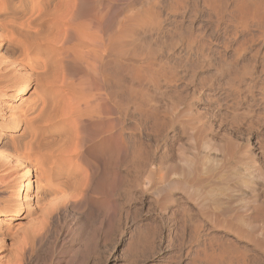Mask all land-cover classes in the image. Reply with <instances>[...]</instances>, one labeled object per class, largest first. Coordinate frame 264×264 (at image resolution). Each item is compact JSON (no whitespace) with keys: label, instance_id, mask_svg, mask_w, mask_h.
<instances>
[{"label":"bare ground","instance_id":"obj_1","mask_svg":"<svg viewBox=\"0 0 264 264\" xmlns=\"http://www.w3.org/2000/svg\"><path fill=\"white\" fill-rule=\"evenodd\" d=\"M116 1H120V0H116ZM116 1L115 0H0V264H5L3 262L5 260L6 254H8L7 252L9 250V244H10L9 242L10 241L7 242V240H9L10 235H11L9 232L13 229L14 230L17 228L19 229L18 226H20L21 222H22V221H20V219L25 218L26 214H30L31 212H34V213L40 212V211H42V213H43V211L49 213L50 212L49 209L52 210L53 209L52 207H55V209L58 207V209H59V208H61V205H64V206H62V208L64 207V211H65V205H67L70 202V200L73 201V200H76L75 198H78L77 200L79 201L85 195H87V197H89L88 195H90L91 193L89 194L88 190L92 191V190H90V187L101 188L102 192H103V190L108 192V193L110 191L112 192V189L117 187V185H120L122 180H124L123 178L125 176L123 177V175L126 173L125 172L124 174L122 173L123 175H120V173L118 171L117 172H111L108 170V166L111 163H114V161L116 164L117 159L123 161L124 163L126 162V164L128 163L127 165L134 166V167L136 164H138L140 162L142 163L141 160H144L145 162L148 161V164L150 163L146 154L143 152L142 148H146V147L142 146V140L140 138V133L136 134L135 131L138 130L140 132V129H141L143 131L146 130L145 132H147V129H149V130H151V132L157 131L159 133L158 130H161L162 126L165 124V122L163 124V121L159 117V112L162 111V109H163L162 107H164V106L159 108L157 102L160 98H162L161 100H163V98H165V99L167 98V97H161V96L166 91L169 90V89L167 90V88L169 86H170V88L172 87L171 85H168V82L169 81L171 82V79L173 78V76H175L173 74L174 70H175L176 66H178V63H180L181 61L177 62L176 59H174L176 62H170L171 60L167 61V57H166V60H164L165 58L164 59L162 58L161 53H160L161 55H159L157 52L155 53L154 51H152V53H151L149 50L150 49L149 47H151L152 42L148 43L146 41L148 36H151L153 38L154 42H156V41L160 42V43H158L160 45V47L166 46L165 50L172 43H174V45H173L174 48L177 46L176 43H180L181 45H183L184 46L183 49L186 51H184V54H182L183 52L180 53L181 56H179V59L182 58V60H184V62H185V65L188 61L189 62L188 66H190V69H193V68L196 69V67L198 68L203 63L208 64L212 61V63L215 64V66H211V67H215L214 71H212V72H214L215 78L220 79V78L224 77L225 81L231 80L233 82L234 81L240 82L242 77L244 76V75L242 76V74H244V73H245V75H246V73L250 74V70L253 69L254 65L257 63V57H256L257 51L260 49V47H258V45H257V47L259 49H257V51L255 50V52H253V54L251 52V55H250L251 57L249 59H246V60H248V62L245 61L246 63L239 67L237 65V60H238L239 53L241 51H243L245 46H247L248 44H251L250 42H253L251 40H253V38L255 36L257 38V37H261L260 35L264 34V0H164V1H161V0H121L120 4L116 3L117 5H115V3H113V2H116ZM203 11H206V13L204 14ZM198 15L203 16L205 21L207 19V21L210 20L212 23L213 22L216 23L215 26H218V27L221 26V24L223 23L222 29H223L224 35L221 38L219 37L220 40L217 41V43H215L214 47H212V43H211V41L213 42V40H211V41L209 40L211 37L209 38V36H208L209 33L207 34L206 30H204V29L200 30V28L199 29L196 28L197 31L195 30L196 32L193 33L194 32L192 30V27L194 26L193 19H195ZM170 16L172 17L171 19L169 18ZM167 19L168 20L170 19L169 24H170L171 29H172V31L169 30L170 28L167 30L168 33L170 31L172 33L171 35H168V36L165 35L166 33L164 31V28L162 27V23ZM211 19H213V21ZM186 20L188 21V25L185 27L183 25H186V23L184 24V21H186ZM225 20L226 21L232 20L233 23L231 22L230 24H228L229 23L228 22L224 25ZM211 24H209V26ZM228 25L230 27H232L231 31L234 33L232 35L237 34V32L239 33V31H244L245 34H247V35H245V36H247V39H242L241 41H239L240 40L239 39L238 44H236V46L233 48L231 47L232 55H231V57H229V59L226 56L227 54H225L226 52H221L222 49H226V47H228L230 45L229 44L227 46V41H226L227 37H226V32H225V28H229V27H227ZM215 26H213L212 28L214 29ZM165 27H166V25H165ZM204 27H205V25H204ZM210 29H211V27H210ZM213 29H211V30H213ZM216 30H217V28H216ZM227 30H229V29H227ZM253 30H254V33H253ZM213 31H211V32L213 33ZM232 32H229V33H232ZM152 35H155V38ZM227 35H228V33H227ZM232 35H231V37H232ZM229 37H230V35H229ZM229 39L230 38H228V40ZM248 41H250V42L247 44ZM135 42L136 43L138 42V43L136 44ZM214 42H216V41H214ZM259 42H260V40H259ZM262 43H261V45H262ZM158 44L156 43L157 46H158ZM167 44L169 46H167ZM142 45L144 47H142ZM152 46H153V44H152ZM171 46L169 48H171ZM252 47H253V45H252ZM137 48H139L138 50H136L138 52H134L135 49H137ZM161 48H163V47H161ZM178 48H180V47H178ZM157 49H156V47L154 48V50L159 51ZM192 49H193V51L195 50L194 58H191L192 56L190 55V52ZM250 49H252V48H250ZM170 50H173V49L172 48L169 50L167 49V51L165 53L167 54L168 51H170ZM245 50H247V49H245ZM262 52H264V51H262ZM171 54H173V53H171ZM260 57L262 59L261 61H263V63H264V54H262ZM177 59H178V57H177ZM263 63H262V65H263ZM241 64H242V62H241ZM179 65H181V64H179ZM205 69H206V67H205ZM177 70H178V67H177ZM199 70H200V68H199ZM254 70L252 72H254ZM192 71H191V73L193 74L194 71L193 72ZM196 71H197V69H196ZM189 72H190V70H189ZM195 72H194V74H195ZM192 74L191 75L188 74V79H189V77L194 78V76H193L194 74L193 75ZM197 74H198V72H197ZM210 74H212L211 71H210ZM251 74L253 75V73H251ZM199 75H200V73H199ZM202 75H204V74H202ZM209 75L207 74L206 77L210 78ZM183 76H185V75H183ZM212 76H213V74H212ZM176 77H177V75H176ZM202 78H201V80H202ZM205 78H203V79H205ZM244 78L242 80L243 81L245 80V83H248V85H249V82ZM190 79H189V82H192L193 79H191V81H190ZM248 80H249V78H248ZM208 81H209V79H208ZM162 82H164V83H162ZM173 82H175V81H173ZM173 82H171V83H173ZM252 82H254V81H252ZM240 83H239V85H240ZM260 83H261V80H260ZM260 83H259V85H260ZM192 84H193V82H192ZM227 84H228V82H227ZM234 84H235V88H236V85H238V83L235 82ZM234 84H231V85H234ZM263 84H264V81H263ZM248 85L246 84V86H248ZM181 86H183V85H181ZM181 86L179 87L180 89L184 88ZM252 86H253V84H252ZM162 87H164V88H162ZM220 87H221V85H220ZM237 87H239V86H237ZM192 89H190V91H192ZM197 89H199V87H197ZM263 89H264V87H263ZM171 90H174V89H171ZM184 90H186V89H184ZM256 90H258V88ZM180 91L181 90H179V92ZM176 92H178V91H176ZM176 92H174V93L172 92V93L175 94ZM179 92H178V94L180 96L181 94ZM260 92H261V90H260ZM27 94H28V96H30V98L28 96H26ZM252 94H254V93H252ZM179 96H177V97L180 98ZM245 96H246V94H245ZM171 98H175V97H171ZM168 100L169 99H167V101ZM163 102H165V101H162V103ZM175 102H177V100ZM162 103L159 105H162ZM232 104L235 105L234 102H232ZM232 104L230 103V105H232ZM163 105H164V103H163ZM237 106H239V105H237ZM158 108L160 109V111L158 110ZM228 109H229V107H228ZM235 109H236V107H235ZM224 110H227V109H224ZM231 110H233V109H231ZM175 112H176V110H175ZM235 113H238L237 110ZM160 115H161V112H160ZM239 115H241V114H239ZM130 118L133 119V122H134L132 124V127L126 126V124H127L126 121ZM231 118H233V117L231 116ZM234 120H236V119H234ZM189 121H192V120H189ZM189 121L187 123H189ZM166 125H167V123H166ZM184 125L188 126L189 124L188 125L184 124ZM167 126H170V125H167ZM167 128H169V130H170V127H167ZM166 130L167 129L165 128V132H167ZM193 130H196V129H193ZM153 132H152V135H153ZM188 132H191V131L188 130ZM163 133H162V136H163ZM192 133H194V132L192 131ZM164 134L166 135L167 133H164ZM196 134H198V133H196ZM148 135H149V133H148ZM154 135H156V134H154ZM160 135H161V132H160ZM156 136L159 137V135H156ZM186 136H188V135L186 134ZM195 136L196 135L193 134V137H195ZM190 138H192V137H190ZM197 138L199 139L200 137H197ZM152 139H154V137ZM195 141L191 142V143L197 144V142H195ZM203 143L205 144L206 142L204 141ZM200 144H202V143H200ZM204 144H203V146L207 147L206 145H208V144L207 143L205 145ZM211 144L212 143H210V145ZM195 145H194V147H195ZM210 145H209V147H210ZM201 146H200V148H201ZM151 148H153V147H151ZM154 148H156V147H154ZM188 148H189V146H188ZM167 149H169V148H167ZM170 149H172V148H170ZM205 149H207V148H205ZM145 151H146V149H145ZM194 151H195V149H194ZM196 151H198V150H196ZM207 151H209V150H206V152ZM216 151H217V149H216ZM150 152H152V151H150ZM172 152H173V150H172ZM172 152L170 151V153H172ZM160 153H161V151H160ZM163 153H164V151H163ZM166 153H168V152H166ZM152 154H154V151L152 152ZM165 154L164 155L162 154V155L165 156ZM168 154H167V156H168ZM172 154L174 155V153H172ZM158 156H160V155H158ZM163 156H160V157H163ZM208 156H209V154H208ZM142 157H143V159H142ZM156 157L157 156H155L154 159ZM170 157H172V156L170 155ZM25 158L26 159L29 158V161L26 164H24L23 167L21 166L22 170H21L20 175L17 173L19 176H21V179H20V181L17 180V183L13 182L14 185L12 184V188L10 189L11 186L8 184V182L10 181L9 180L10 179L9 178V170H10V168H12L11 167L12 165H17V164H14L15 162H17V161L19 162V160L25 159ZM149 158H151V157H149ZM165 158H166V156H165ZM160 159H162V158H160ZM184 159L186 160L185 157H184ZM209 159L210 160L212 159L211 155H210ZM157 160H158V158H157ZM185 160L183 162L182 161L181 162L184 163ZM199 160L202 161L201 159H199ZM215 160H214V162H215ZM218 160H220V159H218ZM218 160H217V162H218ZM151 161H153V160H151ZM205 161L203 163L207 162V161L206 162ZM193 162H195V160ZM19 163H21V162H19ZM187 163L189 164V162H187ZM22 164H23V162H22ZM220 164H221V162H220ZM152 165L153 164H151L149 166H152ZM174 165H176V164H174ZM194 165H195V163H194ZM201 165H200V167H201ZM204 165H207V163ZM216 165H217V163H216ZM188 166H189V168H188ZM188 166H187V168L189 170L190 164ZM197 166L199 167V165H197ZM117 167H115V168H117ZM126 167H128V166H126ZM145 167H146V165H145ZM141 168H142V166H141ZM146 168H148V167H146ZM171 168H169V169H171ZM210 168H212V167H210ZM218 168H217V170H218ZM117 169H120V168H117ZM175 169L176 168H174V170ZM198 169L200 171V169H202V168H198ZM220 169H219V171H220ZM137 170H135V172ZM176 170H179V169L177 168ZM185 170L187 172V169H185ZM207 170H206V172H207ZM203 171H205V170H203ZM253 171H255V170H253ZM139 172H140V170H139ZM168 172H170V171H168ZM171 172H173V169ZM194 172H195V170H194ZM230 172H231V170H230ZM209 173H211V171ZM180 174L184 175L181 172H180ZM196 174H197V172H196ZM199 174H200V172H199ZM202 174L204 175L203 172H202ZM213 174H214V172H213ZM137 176L138 175H136V177ZM160 176H159V178H162ZM230 176H227V177L229 178ZM32 177H33V180H32V182H30ZM225 177H226V175H225ZM6 178H8L7 180H9V181H6ZM130 178H131V176H130ZM159 178H157V179H159ZM185 178L186 177H184V180H185ZM200 178L201 177H199L198 179H200ZM137 179H138V177H137ZM137 179H135V180H137ZM165 179H168V178H165ZM169 179H171V178H169ZM193 179H194V177H193ZM193 179H192V181H193ZM202 179L203 178H201V180ZM206 179H208V177ZM135 180H134V182H135ZM222 180H223V178H222ZM128 181L130 182V180H128ZM132 181H133V179H132ZM161 181H164V179L163 180L161 179ZM203 181H205V180H203ZM137 182H139V181H137ZM182 182H181L182 185L185 187L184 181H182ZM198 182H200V181H198ZM206 182H207V180H206ZM224 182H223V184H224ZM233 182H235V181H233ZM243 182H241V183H243ZM155 183L156 182H154V184ZM168 183H170V182H168ZM193 183H195V182H193ZM53 184L55 185V188L52 189L51 187H53V186H51V185H53ZM125 184L126 183L124 182V184H122V185H125ZM157 184H159V183H157ZM177 184L174 186H177ZM179 184H180V182H179ZM198 184L200 185V183H198ZM208 184L210 185L209 182H208ZM212 184L213 185L216 184L215 180L213 183L211 182V185H210V186H212L211 188L214 187ZM220 184H222V183H220ZM205 185H203V186H205ZM217 185H219L218 182H217ZM230 185H228V186H230ZM169 186H171V185H169ZM200 186H202V185H200ZM221 186L222 185H220L219 187L221 188ZM122 187L123 186H121L120 189H122ZM172 187H170V188H172ZM180 187H182V186H180ZM227 187H226V189H227ZM231 187H230V190H231ZM123 188L125 191H128L125 189V187H123ZM166 188H167V186H166ZM235 188H237L236 185H235ZM116 189L117 188H115L114 191H117ZM185 189H188V188L185 187ZM206 189H204V190L206 191ZM214 189L215 188H213V190ZM226 189L224 187V192ZM197 190L198 189H196V192L198 193ZM219 190H221V189H219ZM125 191H123V192H125ZM190 191H194V190L192 189ZM227 191H229V190H227ZM95 192H96V190H95ZM128 192H130V191H128ZM157 192L158 191H156L155 194H157ZM159 192H160V190H159ZM164 192L165 191H163V193ZM206 192H209V191H206ZM214 192H216V191H214ZM214 192L209 193V194H212L211 198H213ZM217 192H219V191L217 190ZM108 193H106L107 196H109V195L111 196V194L109 193V195H108ZM116 193L117 192H115L114 194H116ZM187 193L188 192L186 191V196H187ZM192 193H190L189 195H191ZM106 194H103V195L105 197H107ZM114 194H112V195H114ZM206 194L208 195V193H206ZM216 194H214V196ZM98 195L96 194V196H98ZM116 195H114V197L117 198L118 196H116ZM132 195H129V196H131V198H132ZM197 196H196V199L199 203V201L201 202V200L204 198L205 195L203 196V198L200 195V197L202 199L200 198L199 200H198ZM216 196H218V195H216ZM221 196H223V195H221ZM227 196H229V195H227ZM72 197H73V199H72ZM225 197H226V195H225ZM174 198H175V196H174ZM216 198L218 199L219 197H215V199ZM241 198H243V197H241ZM246 198H248V197H246ZM246 198H244V199H246ZM102 199H100V200H102ZM109 199H110V197H109ZM112 199H115V198H112ZM196 199H194V200L196 201ZM104 200L106 202V199H104ZM104 200H103V205L105 203ZM162 200L164 201V199H162ZM181 200H183V199H181ZM188 200L189 199H187V201ZM218 200L222 201V199H218ZM228 200H226V201L228 202ZM88 201H90V200H88ZM110 201H108L109 204H110ZM172 201H173V199H172ZM210 201H212V200H210ZM73 202H75V201H73ZM114 202L116 204V201H114ZM157 202H158V200H157ZM159 202H161V200ZM84 203L86 204L85 201H84ZM90 203H92V202H90ZM225 203L226 202H224V204ZM101 204L102 203L100 202L99 206H101ZM199 204L201 205V203H199ZM199 204H198V206L200 207ZM214 204L217 205V202H214L213 205ZM247 204H249V203H247ZM86 205H88V203ZM105 205H107V204H105ZM117 205H119V204H117ZM184 205H186V204L183 203L182 206H184ZM209 205L210 204H208L207 209L210 208ZM85 206H83V207H85ZM178 206H180L182 208L181 204ZM198 206H196V207H198ZM242 206H244V204ZM110 207H107V208H110ZM218 207H219V205H218ZM224 207H226V205ZM47 208L49 211L48 210L46 211ZM86 208H87V206H86ZM181 208H177V209L174 208V209H176V211H178L180 209L181 212L184 209H189L186 206H184L182 209ZM202 208H203V206H202ZM214 208H216V207L214 206ZM230 208H231V206H230ZM81 209H84V208H80V210ZM91 209H92V207H91ZM98 209H101L103 212L102 208L99 207ZM117 209H118V207H117ZM190 209L192 211V208H190ZM219 209L217 208L216 211H218ZM73 210L76 211L75 209H73ZM95 210H96V208H95ZM121 210L122 209L120 208V211ZM194 210H195V208H194ZM220 210L222 211L223 208ZM231 210H229L228 212L230 213ZM66 211H68V210H66ZM87 211H89V210H87ZM105 211H107V213H108V209L106 210V208H105ZM105 211H104V213H105ZM115 211L119 212V210H115ZM118 212H115L116 215H118L117 214ZM213 212H214V210H213ZM231 212H235V210L231 211ZM48 213H45V214L48 215ZM50 213H49V215H50ZM52 213H53V210H52ZM83 213L82 214L80 213V214L83 215ZM109 213H112V211ZM219 213L221 215V212H219ZM253 213H254V216L257 218L258 217H264V202H259L257 205L253 206ZM39 214L34 215V217L39 215ZM61 214H63V211H62V213H60V215ZM88 214L89 213L87 212L86 215H88ZM91 214H93V213H91ZM186 214H183V216L185 215L187 217L190 215V214H187V215ZM64 215H66L65 212H64ZM70 215H71V213H70ZM84 215H85V213H84ZM109 215H111V214H109ZM113 215H112V217H114ZM173 215H175V214H173ZM180 215L178 217H181ZM209 215H207V216H209ZM212 215H213V213H212ZM54 216H55V213H54ZM91 216L93 219V215L89 214V216H87V217L89 218ZM101 216L106 217L105 215H102V214H101ZM124 216H125V214H124ZM195 216H198V215H195ZM218 216H219V214H217V217L214 218L217 221V223L218 222L221 223L222 226H224V228L226 227L228 229H231L233 231V233L234 232L236 233V234L234 233L236 236H237V234H239V235L243 234V235L247 236L248 238H246V239H250V241H252V243L256 247L260 246L259 244H261V242H260L261 237L257 236L258 237L257 238L256 236H254L257 234H254L252 236L251 230H250L251 233L248 231H243L242 230L243 227L240 228L239 226H237L235 224L236 222L234 224L228 222L229 220H227L228 217L226 215H223V216L227 217V218L225 217L227 221L219 218ZM229 216H231V215H229ZM45 217H47V216L45 215ZM102 217H100L99 219H101ZM192 217H194V214H192ZM192 217L190 215V218H192ZM94 218H96V217H94ZM199 218H201V217H198V220H200ZM239 218H240V216H239ZM250 218H252V217H250ZM15 219H16V223H13L11 225L12 222H10V221L15 220ZM35 219H37V218H34V220ZM42 219H43V217H42ZM81 219H82V217H81ZM110 219L113 220L114 218L113 219L110 218ZM178 219H180V218H178ZM211 219H212V217H211ZM51 220H49V221H51ZM90 220H91V218H90ZM90 220H89V222H90ZM106 220H109V217H108V219L106 218ZM106 220H104V221H106ZM111 220H110V222H111ZM180 220L183 221L184 219L183 220L180 219ZM188 220L189 219H187V221ZM29 221H31V220H29ZM101 221L99 223H102ZM216 221H215V225L217 224ZM251 221H253V220H251ZM254 221H256V220H254ZM107 223L105 225H107ZM185 223H186V220H185L184 224ZM211 223H212V220H211ZM46 224L48 225V222H46ZM110 224L111 223H109V225ZM116 224H118V223H116ZM182 224H183V222H182ZM188 224H189V222H188ZM237 224H239V223L237 222ZM75 225H77V224H75ZM191 225H193V224H191ZM201 225H202V223H201ZM37 226H41V225H37ZM42 226H43V229H45L44 225H42ZM89 226H91V224ZM99 226H97V227H99ZM181 226H183V225H181ZM187 226H190V225H187ZM45 227H47V226H45ZM74 227H76V226H74ZM175 227H177V226H175ZM246 227H248V226H246ZM255 227L256 226L254 225V228ZM31 228H32V226H31ZM38 228H37V230H38ZM87 228H89V227H87ZM136 228H138V226ZM189 228H190V230H192L191 227H188V229ZM198 228L200 229V227H197V229L195 228L193 230L194 236H199L201 234V233H199L201 231H199ZM141 229H142V227H141ZM141 229L139 232L142 231ZM207 229H209V228L207 227ZM243 229H245V227ZM27 230H29V228ZM201 230H203V229H201ZM209 230L204 231L206 233H205L204 241L202 240L203 245L201 244L202 247L197 249V251H195V252H198V251L201 252L202 256L205 258V260L209 264H246V262L248 261V258L250 257V256L248 257L249 253H247V252L249 250L247 248L241 247V249H240L238 247L237 243H235V241L230 240L231 238H229V239L225 238L224 236L218 234L217 231H216L217 232L216 233V232H212ZM41 231H43V230H41ZM41 231H39V232H41ZM87 231H89V230H87ZM87 231H86V234H88ZM95 231H98V230H95ZM261 231H263V230H261ZM31 232H29V233H31ZM189 232H190V234L192 233L191 231H189ZM257 232L259 234V231H257ZM23 233L26 234V232H24V231H23ZM92 233L93 232L91 231V234ZM177 233H178V231H177ZM183 233L184 232H182L181 234H183ZM17 234H20V233H17ZM65 234H67V233L65 232ZM136 234H138V231ZM145 234H143V235H145ZM143 235H140V236H143ZM174 235H176L175 232H174ZM24 236H27V235H24ZM31 236H33V235H31ZM31 236H29V237H31ZM40 236L41 235H39V237ZM146 236H148V235H146ZM177 236H180V235L177 234ZM260 236L264 237V234L260 235ZM132 237H133V233H132ZM134 237H133V239H134ZM181 237H183V236H181ZM17 238H18V236H17ZM20 238H21V236H20ZM25 238H27V237H25ZM169 238H170V236H169ZM188 238H189V236H188ZM190 238H193V237L191 236ZM202 238H200V239H202ZM39 239H41V238H39ZM12 240L13 239H11V242H13ZM17 240H20V239H17ZM84 240H85V237H84ZM28 241H31V240L29 239ZM33 241H35V240H33ZM135 241L140 242V240L139 239L136 240V238H135ZM14 242H16V240ZM18 242H20V241H18ZM22 242H23V239H22ZM66 242H69V241H66ZM130 242H129V244H130ZM17 243H15V244H17ZM54 243H51V244H54ZM129 244L127 246H129ZM254 245H253V247L255 249L256 247ZM12 246H11V248H12ZM16 246L17 245H15V247ZM132 246H133V244H132ZM89 247L90 246H88V248ZM131 247H129L130 249L129 248L128 249L131 250ZM192 248H193V246H192ZM258 248L261 249V247H258ZM28 249L30 250L31 248H28ZM85 249L86 248H84V251H86ZM206 249L209 251H206ZM82 250H81L80 255L83 254ZM256 250H258V249H256ZM21 252H22V248H21L20 253ZM15 253H17V251ZM85 253L86 252H84V254ZM22 254H23V252H22ZM75 254H73V255L75 256ZM17 255H18V253H17ZM25 255H27V253ZM54 255H56V254L54 253ZM9 256H10V252H9ZM74 256H72V258H74ZM78 256H79V254H78ZM11 257H14V256H10V259H11ZM20 257H22V256H20ZM27 258H28V256H27ZM72 258L70 257L69 259L73 260ZM10 259L7 260V264H14V262H15V264L17 263L14 260H13L14 262L12 263L11 262L12 259L11 260ZM61 261H62V259H61ZM206 261H205V263H206Z\"/></svg>","mask_w":264,"mask_h":264},{"label":"rangeland","instance_id":"obj_2","mask_svg":"<svg viewBox=\"0 0 264 264\" xmlns=\"http://www.w3.org/2000/svg\"><path fill=\"white\" fill-rule=\"evenodd\" d=\"M120 1H116V2H113V3H115V5H117V4H120ZM161 1H164V0H161ZM203 13L205 14L206 11H203ZM169 18L171 19L172 17L170 16ZM169 20L167 19V20H165L162 23V27L164 28V31L166 33L165 35H167V36L172 34L171 33L172 29H171V26L169 24V22H170ZM211 20L213 21V19H211ZM204 21H205V19L201 15H198L195 19H193V24H194V26L192 27V30L194 31L193 33H195L197 31V29H199V28H200V30L201 29L206 30V33L207 34L209 33V35H208L209 38L211 37L209 40L210 41L213 40V42L211 41V43H212V47H214L215 43H217V41L220 40L219 37L221 38L224 35L223 29H222L223 23L221 24V26L218 27V26H215L216 23H214V22L212 23L210 20L209 21L212 24L209 21H207V19H206L205 22ZM231 22H232V20H230V21H226L225 20L224 25L226 23L230 24ZM185 23H186V25H183V26L186 27L188 25V21L187 20L184 21V24ZM209 24H211V25L209 26ZM165 25H166V27H165ZM204 25H205V27H204ZM213 26H215L217 28V30H216L215 27L213 29L212 28ZM210 27L214 31L211 30ZM227 27H229V28H225L226 37H227L226 38V41H227V46L229 44L230 45L228 47H226V49H222L221 52H226L225 54H227L226 56L229 59V57H231V55H232L231 47L232 48L235 47L236 44H238V42L241 41L242 39H247V36H245L247 34H245L244 31H239V33L237 32V34L232 35V34H234L231 31L232 30L231 29L232 27H230L229 25ZM168 29L171 30L169 33L167 32ZM227 29H229V30H227ZM211 31H213V33L214 32L215 33L213 34ZM229 32H232V33H229ZM227 33H228V35H227ZM253 33H254V30H253ZM229 35H230V37H229ZM231 35H232V37H231ZM152 36L155 38V35H152ZM260 36L261 37H257V38L255 36L253 38V40H251L253 42L248 41L247 44L249 42L251 44H248L249 46L246 44L247 46H245L244 49H243V51H241L242 53L240 52L239 55H238L237 65L240 67L241 65L245 64L246 62H248V60H246V59H249L251 57L250 56L251 55V52L253 54V52H255V50L257 51V49H259L258 47H260V49L257 51V56H256L257 57V63L254 65L253 69L250 70V74L248 73L249 74L248 75L246 73V75L248 77L245 75V73L242 74V76L244 75L242 77V79L246 76L244 79H246L249 82V85H248V83H245V80L243 81L242 79H241V81H240L241 83H240V82H237V81H234L233 82L231 80H226L225 81V78L224 77H223L224 79L223 78H220V79L219 78H215L214 72H212V71H214V68L215 67H211V66H215V64L212 63V61L210 63H208V64L207 63H203L201 65L203 68L201 66H199L198 68L196 67L197 71H196L195 68H193L194 70L193 69H190V66H188L189 65V62L188 61H187L186 65H185L184 60H182V58L179 59V56H181L180 53L183 52L182 54H184V51H186V50L183 49L184 48L183 45H181L180 43H176L177 46L175 45L176 47L174 48L173 47L174 43L170 44V46L172 45L171 48L173 50L168 51V53L166 54L165 52L167 51V49L168 50L171 49V48H169L170 46L167 44V46H169V47H167V49L165 50L166 46H161V47H163V48H161L160 45L158 44L160 42H157V41L154 42L153 38L151 36H148V38L146 39V41L148 43L152 42V44H153V46L151 44V47H149L150 48L149 50H150L151 53H152V51H154L155 53L157 52L159 55L162 54L161 55L162 58L163 59L165 58L164 60H166V57H167V61H170L171 60L170 62H176V61L177 62H180L181 61L180 63H178V66H176V68H175L176 71L174 70V73L173 74L175 76H173V78L171 79V82H173V81H175V82L171 83L169 81L170 83L168 82V85H171L172 87L170 88V86H169L167 88V90L168 89L169 90L165 92L166 94L164 93L163 94L164 96L163 95L161 96V97H167V98L166 99L163 98V100H161L162 98H160L158 100V102H157L159 108L162 107V106H164V107H162L163 109L161 108L162 111H160L159 108H158V110L161 112V115H160V112H159V117L163 121V124H164V122H165V124L162 126L161 130H158L159 133L157 131L156 132H153L152 131V132H153V135L156 134V135H159V137L160 136L161 137L159 138L156 135L153 136L151 130H149V129H147V132H145L146 130L143 131L141 129H140V132L138 130H137L138 132L135 131L136 134L140 133V138L142 140V146L143 147L144 146L146 147V148H142V149H143V152L146 154V156H147L148 160L150 161V163L148 164V161L145 162L144 160H141L142 163L140 162V163L136 164L135 167L134 166L127 165L128 163L126 164V162L124 163L123 161H121L119 159L116 160V162H117L116 164H115V161H114V163H111L108 166V170L109 171H111V172H117L118 171L120 173V175H123L126 172L123 175V177L125 176L123 178L124 180H122L123 183L121 182L120 185H117V187H115V188H117L116 189L117 191H114V189H115L114 188V189H112V192L111 191L109 192L112 197L109 195L108 192H106L104 190L102 192V189L101 188L90 187V190H92V191H89L88 190V193L89 194L91 193L90 195H88L89 197H87V195H85L84 196L85 198L84 197L82 198L83 200L85 199L84 201L86 202V204L88 203V205H86L82 199H80L78 201L77 200L78 198H75L76 200H73L75 202H73L72 200H70V202L67 205H65V211H64V207L62 208V206H64V205H61V208L63 210L61 208L58 209V207L56 209H55V207H52L53 208L52 209L53 210V213H52V210L49 209L50 212H51V213L49 212L50 215H49L48 212H45V211H43V213H42V211H40L41 213L40 212H35V213L34 212H31L30 214H26V217L27 218L25 217L23 219H20V221H22L21 222V225L22 226L21 225H20L21 227L18 226L19 227V229L17 228L18 230L17 229H15V230L13 229V230H11L9 232L12 236L10 235V238H9V240H7V242L10 241L9 243L11 245L9 244V250L7 252L8 254H6V257L8 259L5 257V260H4L3 263L7 264V260L10 259V256H14V257H11L12 260L11 259L10 260H11L12 263L14 261H16L17 263L19 262L18 264H25V263L26 264H69L71 261H72L71 262L72 264H209V263H207V261L205 260V258L202 256V253L201 252H199V251L198 252H195V251H197V249H199L203 245V241L205 239V233H206L204 231L205 230L208 231L210 229L209 231H212V232H216L217 231L218 234L224 236L225 238H228V239L231 238L230 240L235 241V243H237V245H238V247L240 249H241V247L247 248L250 251V252L249 251L247 252V253L250 254V255L248 254V257L250 256L249 257L250 259L248 258V261L246 262V264L247 263L248 264H264V251H263L264 250V243H263L264 242V237L263 236H260V235H263L264 234V229H263L264 228V217H258L257 218V217L254 216V213H253V206L257 205L259 202H264V89H263V87H264L263 86L264 85L263 84V81H264V69H263L264 66L263 65H264V63H263V61H261L262 59L260 57L262 54H264V52H262V51H264V37H263L264 34L263 35H260ZM228 38H230V39L228 40ZM259 40H260V42H259ZM214 41H216V42H214ZM156 43L158 44V46L156 45ZM261 43H262V45H261ZM252 45H253V47H252ZM257 45H258V47H257ZM142 47H144V46L142 45ZM153 47L154 48L156 47V49L158 48L157 50H159V51L154 50ZM178 47H180L181 49L178 48ZM250 48H252V49H250ZM138 49L139 48L135 49L134 52H138V51H136ZM245 49H247V50H245ZM171 53H173V54H171ZM190 55L192 56L191 58H194L195 50L193 51V49H192L191 52H190ZM177 57H178V59H177ZM174 59H176V61ZM241 62H242V64H241ZM261 62L263 63V65H262ZM179 64H181L182 66L179 65ZM177 67H178V70H177ZM205 67H206V69H205ZM199 68H200V70H199ZM189 70H190V72H189ZM192 70L194 72L196 71L195 74H194V72ZM209 70L211 71V73L213 74L214 77L212 76V74H210V71ZM253 70H254V72H252ZM191 71L193 72L194 75L191 73ZM197 72H198V74H197ZM187 73L189 75L192 74L194 76V78L189 77V79L190 78L193 79V81H192L193 84H192V82H189L188 74ZM199 73H200V75H199ZM251 73H253V75ZM202 74H204V75H202ZM207 74L208 75L210 74L209 75L210 78L209 77H206ZM176 75H177V77H176ZM183 75H185V76H183ZM202 77L203 78L206 77L207 79L206 78L203 79ZM201 78H202V80H201ZM248 78H249V80H248ZM191 79H190V81H191ZM208 79H209V81H208ZM260 80H261V83H260ZM252 81H254V82H252ZM227 82H228V84H227ZM235 82L238 83V85H236V88H235V84H234ZM162 83H164V82H162ZM239 83H240V85H239ZM259 83H260L261 86L259 85ZM231 84H234V85H231ZM246 84L249 87L246 86ZM252 84H253V86H252ZM179 85L180 86L183 85L181 87H184V88H181L180 89L179 88L180 87ZM220 85H221V87H220ZM237 86H239V87H237ZM197 87H199V89H197ZM162 88H164V87H162ZM257 88H258V90H256ZM171 89H174V90H171ZM182 89L183 90L186 89V90L183 91ZM190 89H192V91L193 90L194 91L192 92V91H190ZM179 90H181V91L179 92ZM260 90H261V92H260ZM171 91L173 93L176 92V91H178L181 95L179 96L178 92H176L175 94H173ZM185 91L186 92L188 91V92L186 93ZM250 91L251 92L253 91L252 93H254V94H252ZM245 94H246V96H245ZM26 96H28V94ZM177 96H179L180 98H178ZM28 97L30 98V96H28ZM171 97H175V98H171ZM167 99H169L168 100L169 102L167 101ZM175 99L177 100V102H175L176 101ZM162 101H165V102H163L164 105H163ZM232 102H234L235 105L232 104ZM161 103H162V105H159ZM230 103L232 105H230ZM237 105H239V106H237ZM228 107H229V109H228ZM235 107H236V109H235ZM224 109H227V110H224ZM231 109H233V110H231ZM175 110H176V112H175ZM236 110H237L238 113H235ZM239 114H241V115H239ZM231 116L234 119H236V120H234L233 118H231ZM187 120L188 121L189 120H192V121H189V123H187L188 122ZM127 121H126V123H127L126 126L132 127V124L134 123L133 122V119L130 118ZM166 123H167V125H170V126H167ZM184 124H187V125L189 124V125L186 126ZM167 127H170V130ZM165 128L167 129L166 130L167 132H165ZM192 128L193 129H196V130H193ZM188 130L191 131V132H188ZM192 131L194 133H192ZM160 132H161V135H160ZM163 132L164 133H167L166 134L167 136ZM148 133H149V135H148ZM162 133H163V136H162ZM196 133H198V134H196ZM186 134L188 136H186ZM193 134H195L197 137H200V138L198 139L196 136L193 137ZM153 137H154V139H152ZM190 137H192V138H190ZM194 141L197 142V144L196 143H194V144L191 143V142H194ZM204 141L208 144V145H206L207 147L203 146V144H204L203 142ZM200 143H202V144H200ZM210 143H212V144L210 145ZM194 145H195L196 148L194 147ZM209 145H210V147H209ZM188 146H189V148H188ZM200 146H201V148H200ZM151 147H153V148H151ZM154 147H156V148H154ZM167 148H169V149H167ZM170 148H172V149H170ZM205 148H207V149H205ZM145 149H146L147 152L145 151ZM194 149H195V151H194ZM216 149H217V151H216ZM172 150H173V152H172ZM196 150H198V151H196ZM206 150H209V151L206 152ZM150 151H152V152L154 151V154H152V152H150ZM160 151H161V153H160ZM163 151H164V153H163ZM165 151L168 152L169 154L166 153ZM170 151L172 153H174V155L172 153H170ZM162 154L163 155L165 154L166 158ZM167 154H168V156H167ZM208 154H209V156H208ZM158 155L163 156V157H160ZM170 155L172 157H170ZM210 155H211V158H212L211 160L209 159ZM155 156H157V157L154 159ZM149 157H151V158H149ZM159 157L162 158V159H160ZM184 157L186 158V160L187 159L188 160L186 161L184 159ZM157 158H158V160H157ZM142 159H143V157H142ZM199 159H201L202 161H200ZM213 159L214 160L216 159L215 162H214ZM218 159H220V160H218ZM151 160H153V161H151ZM184 160H185V162L182 163ZM194 160H195V162H193ZM217 160H218V162H217ZM28 161H29V158L28 159H26V158L25 159H21V160H19V162H21V163H19L17 161V162L14 163V164H17V165H12L11 166L12 168H10V170H9V178H10L9 180L10 181L7 180L8 178H6V181H9L10 182V183L8 182V184L11 186L10 189L12 188V184L14 185V183H17V180L20 181L21 176H19V175L21 173L22 167ZM204 161L207 163V165H204V164H206V163H203ZM22 162H23V164H22ZM187 162H189V164H190V169L189 170H188V168H189L188 165L189 164ZM220 162H221V164H220ZM194 163H195V165H194ZM216 163H217V165H216ZM151 164H153V165L152 166H149ZM174 164H176V165H174ZM145 165L148 168H146ZM186 165L188 166V168H187ZM197 165H199V167ZM200 165H201V167H200ZM126 166H128V167H126ZM141 166H142V168L144 170L141 168ZM115 167L120 168V169H117ZM210 167H212V168H210ZM169 168H171V169H169ZM174 168H176V169L178 168L179 170H176V169L174 170ZM198 168H202V169H200V171H199ZM217 168H218V170H217ZM172 169H173V172H171ZM183 169L184 170L187 169V172H186V170L184 171ZM219 169H220V171H219ZM135 170H137V171L135 172ZM139 170H140V172H139ZM194 170H195V172H194ZM203 170H205V171H203ZM206 170H207V172H206ZM230 170H231V172H230ZM253 170H255V171H253ZM168 171H170V172H168ZM175 171L176 172L178 171V172L176 173ZM198 171L200 172V174H199ZM210 171H211V173H209ZM180 172L183 173L185 176L184 175H181ZM196 172H197V174H196ZM202 172L204 173V175L202 174ZM213 172H214V174H213ZM201 174L204 177L205 176L206 177L204 178ZM136 175H138L137 176L138 179H137ZM225 175H226V177H225ZM130 176H131V178H130ZM159 176L162 177V178H159ZM227 176H230V177L228 178ZM184 177H186L187 179L185 178V180H184ZM193 177H194V179H193ZM199 177H201L203 179L202 180H201V178L198 179ZM207 177H208L209 180L206 179ZM157 178H159V179H157ZM165 178H168V179H165ZM169 178H171V179H169ZM191 178L193 179V181H192ZM222 178H223V180H222ZM132 179H133V181H132ZM135 179H137V180H135ZM161 179L162 180L164 179V181H161ZM32 180H33V177L30 180V182H32ZM128 180H130V182ZM134 180H135V182H134ZM203 180H205V181H203ZM206 180H207V182H206ZM214 180H215L216 184L215 185L212 184L214 186L213 188H215L213 190V188H211L212 186H210V185H211V182L212 183L214 182ZM137 181H139V182H137ZM182 181H184V185L188 189H185V187L182 185V183H183ZM198 181H200V182H198ZM233 181H235V182H233ZM124 182L126 184L127 183L128 184L127 185L126 184L125 185H122V184H124ZM154 182H156V183L154 184ZM168 182H170V183H168ZM179 182H180L181 185L179 184ZM193 182H195V183H193ZM208 182L210 183V185L208 184ZM217 182H218L219 185H217ZM223 182H224V184H223ZM241 182H243V183H241ZM157 183H159V184H157ZM198 183H200V185H202V186H200ZM220 183H222V184H220ZM176 184H177V186H174ZM169 185H171V186H169ZM203 185H205L206 187L203 186ZM220 185H222L221 188L219 187ZM226 185L227 186L230 185V186H228L229 188ZM235 185H236L237 188H235ZM51 186H53V187H51L52 189L55 188V185L54 184L51 185ZM121 186L125 187V189L128 190V191H130V192L125 191L123 187H122V189H120ZM166 186H167L168 189L166 188ZM180 186H182V187H180ZM170 187H172V188H170ZM224 187H225V189L227 187V189L225 190L226 193L224 192ZM230 187H231V190L232 191L230 190ZM206 188L207 189L209 188V189L207 190ZM189 189L190 190L193 189L194 191H190ZM196 189H198L197 190L198 193L196 192ZM204 189H206V191H209V192H206ZM216 189L219 192H217ZM219 189H221V190H219ZM95 190H96V192H95ZM122 190L125 191V192H123ZM159 190H160L161 193L159 192ZM210 190L211 191L213 190L212 192L216 191V192L213 193V198H211V195L212 194H209V193H212ZM227 190H229V191H227ZM156 191H158L160 194L158 192H157L158 195L155 194ZM163 191H165V192L163 193ZM186 191L188 192L187 193V196H186ZM105 192L108 193L109 196H107V194ZM115 192H117L116 193L117 195L114 194ZM189 192L190 193L193 192V193L191 195H189L190 194ZM206 193H208V195ZM96 194L97 195L99 194V195L96 196ZM103 194H106L107 197H105ZM112 194H114V195H116L118 197L116 198ZM214 194H216L218 196H216V195L214 196ZM129 195H132V198ZM200 195H201L202 198L205 195L204 196L205 199L203 198L204 199L203 200L200 197ZM221 195H223V196H221ZM225 195H226V197H225ZM227 195H229V196H227ZM174 196H175V198H174ZM196 196L198 197V200L200 198L203 200V201L201 200V202L199 201V203H201V205L198 203V201L196 199ZM245 196L248 197V198H246ZM109 197H110V199H109ZM215 197H219L218 199H222V201L218 200L217 198L215 199ZM241 197H243V198H241ZM112 198H115L116 200L115 199H112ZM244 198H246L247 200L244 199ZM72 199H73V197H72ZM100 199H102V200H100ZM104 199H106V202H105ZM162 199H164V201ZM172 199H173V201H172ZM181 199H183V200H181ZM187 199H189V200L187 201ZM194 199H196L197 202ZM88 200H90V201H88ZM103 200L105 202L104 205H103ZM157 200H158V202H157ZM160 200H161V202H159ZM210 200H212V201H210ZM226 200H228V202ZM108 201H110V204H109ZM114 201H116V204H115ZM213 201L214 202H217V205H215L216 203L213 205V203H214ZM90 202H92L93 204L90 203ZM100 202L102 203L101 206H99L100 205ZM182 202L184 204H186L184 206H186L189 209H184V210H182V212H181L180 209L178 211H176L177 208H181L178 205L181 204V206H182V204H183ZM224 202H226V203L224 204ZM197 203L200 205V207L198 206ZM247 203H249V204H247ZM105 204H107V205H105ZM117 204H119L120 206L117 205ZM208 204H210L209 205V207H210L209 209H207L208 208ZM243 204H244V206H242ZM85 205L87 206L88 209L86 208ZM195 205L198 206V207H196ZM218 205H219V207H218ZM225 205H226V207H224ZM83 206H85V207H83ZM98 206L103 209V212H102L101 209H98L99 208ZM184 206H182V208ZM202 206H203V208H202ZM214 206L216 208H214ZM230 206H231V208H230ZM91 207H92V209H91ZM107 207H110L111 209L110 208H107ZM117 207H118V209H117ZM80 208H84V209H81L80 210ZM95 208H96V210H95ZM105 208H106V210L108 209V213L112 211V213H109L111 215H109L107 213V211H105ZM120 208L122 209L121 211H120ZM174 208H176V209H174ZM190 208H192V211L193 212L191 211ZM194 208H195V210H194ZM217 208L218 209L219 208L220 209L223 208V210L221 211L219 209L218 211H216ZM73 209H75L76 211H74ZM47 210H48V208L46 209V211ZM66 210H68L69 212L66 211ZM87 210H89V211H87ZM115 210H119V212L118 211H115ZM213 210H214V212H213ZM229 210H231V211H234L235 210V212H231L230 211V213H231L230 214L228 212ZM62 211H63V214H61L62 215L61 216L60 213H62ZM104 211H105V213H104ZM44 212L45 213H48V215L45 214ZM64 212H65L66 215H64ZM83 212L85 213V215H84ZM87 212L90 215H93V219H92V216L89 217V218L87 217V216H89V214L86 215ZM90 212L93 213V214H91ZM115 212H118L117 213L118 215H116ZM207 212L209 214L210 213L211 214L209 215ZM219 212H221V215H220ZM54 213H55V216H54ZM70 213H71V215H70ZM80 213L81 214L83 213V215L85 217L83 215H81ZM123 213L125 214V216H124ZM186 213L187 214H190L191 217H192V214H194V217L190 218V215L187 216V217L185 215L183 216V214H186ZM212 213H213V215H212ZM36 214H39V215H37V216L34 217V215H36ZM101 214L102 215H105L106 217H102ZM173 214H175L176 216L173 215ZM178 214L179 215L181 214L180 216L182 218L181 217H178L179 216ZM217 214H219L218 217L221 218V219H223V220H226V218L228 217L227 218V220H229L228 222L233 223V224L236 222L235 224L237 226H239L240 228H242V227L244 228L245 227V229L242 228L243 231H248L250 233L252 231V236L254 234H257V235H254V236L261 237L260 238L261 239V241H260L261 244H259L260 246H257L256 247L252 243V241H250V239H246V238H248L247 236H245L243 234L242 235L237 234V236H236L235 235L236 233L234 232L235 233L234 234L231 229H228L226 227L224 228V226H222V224L219 223V222H218L219 223L218 224L217 221L214 219V218L217 217ZM222 214L223 215H226L227 217L226 216H223ZM45 215L47 217H45ZM112 215L114 217H112ZM195 215H198V216H195ZM207 215H209V216H207ZM229 215H231V216H229ZM239 216H240L241 219L239 218ZM42 217H43L44 220L42 219ZM81 217H82V219H81ZM94 217H96V218H94ZM100 217H102V218L99 219ZM108 217H109V220H106V218L108 219ZM198 217H201V218H199L200 220H198ZM211 217H212V219H211ZM250 217H252V218H250ZM34 218H37L39 221L37 219L34 220ZM90 218H91V220H90ZM110 218H112V219L114 218V219L111 220ZM178 218H180L182 220L184 219V220L181 221ZM187 219H189V220L187 221ZM29 220H31V221H29ZM49 220H51V221H49ZM89 220H90V222H89ZM104 220H106V221H104ZM110 220H111V222H110ZM185 220H186V223L184 224ZM211 220H212V223H211ZM251 220H253V221H251ZM254 220H256V221H254ZM100 221L102 223H99ZM215 221L217 223L216 225H215ZM10 222H12L11 225L13 223H16V219L15 220H11ZM46 222H48V225L46 224ZM105 222L106 223L108 222L107 225H105L106 224ZM182 222H183V224H182ZM188 222H189V224H188ZM200 222L202 223L203 226L201 225ZM237 222L240 225L242 224L243 226L242 225L240 226L239 224H237ZM109 223H111V224L109 225ZM116 223H118V224H116ZM36 224L37 225H41V226L44 225V228L45 229H43V226L42 227L41 226H37ZM75 224H77V225H75ZM90 224H91V226H89ZM186 224L187 225H190V226H187ZM191 224H193V225H191ZM174 225L177 226V227H175ZM181 225H183V226H181ZM245 225L248 226V227H246ZM254 225L256 226L255 228H254ZM31 226H32V228H31ZM45 226H47V227H45ZM74 226H76V227H74ZM97 226H99V227H97ZM137 226H138V228H136ZM36 227L37 228L39 227L38 228L39 231L43 230V231H41L42 233L39 232ZM87 227H89V228H87ZM141 227H142V229H141ZM188 227H191L192 230H190V228L188 229ZM197 227H200V229L199 228L198 229H199V231H201V232H199L201 234L199 236H194L193 230L195 228L197 229ZM207 227L209 229H207ZM28 228H29V230H27ZM140 229L142 230L141 232H139ZM201 229H203V230H201ZM87 230H89V231H87ZM90 230L93 232L92 234H91V231ZM95 230H98V231H95ZM188 230L191 231L192 233L190 234V232ZM261 230H263V231H261ZM23 231L26 232V234L23 233ZM86 231H87L88 234H86ZM137 231H138V234H136ZM177 231H178V233H177ZM257 231H259V234L260 235L258 234ZM29 232H31V233H29ZM65 232L67 234H65ZM174 232H175L176 235H174ZM182 232H184V233L181 234ZM17 233H20V234H17ZM132 233H133V237L135 236L134 239L132 237ZM143 234H145V235H143ZM177 234L180 235V236H177ZM24 235H27V236H24ZM31 235H33V236H31ZM39 235H41V236L39 237ZM140 235H143V236H140ZM146 235H148V236H146ZM17 236H18V238H17ZM20 236L23 239V242H22V239L20 238ZM29 236H31V237H29ZM169 236H170V238H169ZM181 236H183L184 238L181 237ZM188 236H189V238H188ZM191 236L193 238H190ZM25 237H27V238H25ZM84 237H85V240H84ZM39 238H41V239H39ZM135 238H136V240L139 239L140 242L139 241H135ZM200 238H202V239H200ZM11 239H13L12 240L13 242H11ZM17 239H20V240H17ZM29 239L31 241H28ZM15 240H16V242H14ZM33 240H35V241H33ZM18 241H20V242H18ZM66 241H69V242H66ZM129 242H130V244H129ZM15 243H17V244H15ZM51 243H54L55 245L54 244H51ZM128 244H129V246H127ZM132 244H133V246H132ZM252 244L256 247L255 249H254V247H253ZM15 245H17V246L15 247ZM11 246H12V248H11ZM88 246H90V247L88 248ZM192 246H193V248H192ZM129 247H131V250H129L130 249ZM258 247H261L262 250L260 248H258ZM21 248H22L23 254H22V252L20 253ZM28 248H31V249L29 250ZM79 248L81 250L83 249L82 250V253H83L82 255H80L81 254V250ZM84 248H86L85 249L86 251H84ZM207 249H206V251H209ZM256 249H258V250H256ZM16 251H17L18 255H17V253H15ZM9 252H10V256H9ZM25 252L27 253V255H25L26 254ZM84 252H86V253L84 254ZM54 253L56 255H54ZM73 254H75V256ZM78 254H79V256H78ZM20 256H22L23 258L20 257ZM27 256H28V258H27ZM72 256H74V258H72ZM70 257L73 260L74 259L75 260L73 261V260L69 259ZM61 259H62V261H61ZM205 261H206V263H205ZM14 264H15V262H14Z\"/></svg>","mask_w":264,"mask_h":264}]
</instances>
